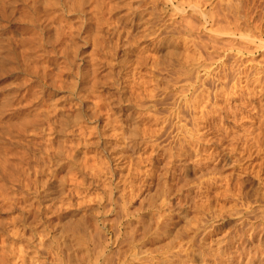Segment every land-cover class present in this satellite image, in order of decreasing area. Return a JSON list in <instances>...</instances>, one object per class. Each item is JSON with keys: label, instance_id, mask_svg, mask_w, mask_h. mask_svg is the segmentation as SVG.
I'll return each mask as SVG.
<instances>
[{"label": "rangeland", "instance_id": "1", "mask_svg": "<svg viewBox=\"0 0 264 264\" xmlns=\"http://www.w3.org/2000/svg\"><path fill=\"white\" fill-rule=\"evenodd\" d=\"M35 1L0 0V135H2L0 136V151L5 149L2 155H7L6 159L8 157L10 161V164H6L7 171L2 170L3 173H0V261L2 263L7 261L6 264H18L20 258L26 259L28 256L31 262L33 254V259L37 254L36 259L46 261V264H56L54 256L48 255V253L53 254V239L56 238L60 245L61 259L64 264H92L90 253H87L83 247L85 246V238L82 228H84L85 221L89 218L92 209L97 207L98 197H102L104 192L109 191V179H111L113 184L118 183L112 197L120 209L117 208V211L112 215L114 230L117 229L116 226L118 225L113 222L120 221L124 217V213L127 217L126 228L123 229L125 232H122L120 237L121 247H125L127 252L122 256L115 244L110 245L108 250H105L107 254L111 255L112 264H117L119 257L121 260L123 259L124 264H159L157 262L160 261V263L167 264L168 261L177 259L178 256L180 258L178 260H183L189 264H215V261L221 258L220 256L223 258H221L223 264H237L238 262H240L239 264H264V47L258 45L259 39L262 40V44L264 43V0H198L200 3L198 8L202 13L203 11L212 14H216L217 11L226 12L230 8L229 4L233 5L236 15L240 17V26L245 29L249 28L246 33L252 32L253 28H256L253 31L254 34L250 32L254 36L253 44L241 38L240 40L236 35H229V30L219 31L221 34L218 31L212 33L214 28L211 29L209 24L213 19L210 20L209 18L214 15L209 14L210 17L207 12H204L203 14H207L204 23L203 17H201L203 14L196 15L199 9L192 8L197 3L196 0H109L111 10L105 9L106 12L89 10L87 7L84 8L83 15L63 12V20L65 17L68 21L62 23L61 26L70 20L72 21L70 23H75V26L78 23H83L81 36H83L82 39L85 38L83 40L88 42L78 41L81 44L79 55H83V59L87 60L94 53L93 50L96 57L98 56L106 62H102L104 65L101 64L97 72L95 78L97 81H95L96 86L94 87V83H92L93 85L90 83L91 78L88 79L86 85L83 84L78 87L75 84L76 80L69 75V77L63 76L65 81L60 83V86L56 83V85L52 84L51 74L57 72L56 65L53 63L55 65L53 67L52 64V61L55 60L53 58L57 56L59 62L63 58L60 55L59 46L53 45L52 36L49 35H52V30H46L50 29L51 24L57 26L58 24L54 25V23L58 22L52 21L51 13H54L53 10L55 9L50 10L48 7L42 6L39 8L40 10H36L39 11V14L34 12L32 6ZM40 1L43 2V0H38V2ZM179 1L186 4L181 8L178 6ZM175 5H177L176 8ZM183 8L184 15L180 12ZM191 8L192 10L195 9L194 11L197 10L196 12L192 11L195 13L194 16ZM47 11L49 12L47 13ZM256 11L261 12L257 18ZM50 14L51 19H49ZM189 14L192 18L196 15L195 18L198 20L196 19L195 23L197 25L199 23L197 21L203 23L199 24L198 30L188 34L189 36L185 35L186 40H192L191 43L199 41L201 45H204L203 42L211 45L210 40L208 42L207 40L211 36H215L213 39L210 38L211 42L225 44L226 49L219 50L220 52L218 51L215 56V54H209L210 49L200 47L203 50H198L199 47L197 48L193 43L195 52L190 44V50H185L183 41L180 42L177 38L180 36L177 32L180 29L181 16ZM33 17L35 18L31 21ZM35 20H39L41 25H39V21H36V24ZM259 20L260 22H258ZM174 21L175 23H172ZM85 23L86 25H84ZM31 28L32 30H30ZM257 32H261L259 38ZM43 34H46L45 37ZM180 34L184 35L183 31ZM47 35L51 39H48ZM217 35L225 41H221L222 39ZM37 37H41V41L39 39L41 44L36 39ZM161 38L163 41L157 42ZM232 41L236 44H233ZM94 42L96 47L93 45ZM179 42L180 45L177 47L179 49L174 50ZM100 43L102 45L99 46ZM26 44L27 46H25ZM237 44H239V48L235 46ZM104 45L106 46L104 47ZM24 46L28 49L25 50ZM242 46L244 50L241 49L242 52L237 51ZM175 51L178 53L174 54ZM24 52L27 53L24 54ZM207 53L211 55L210 59L206 56ZM32 57L33 60H31ZM32 62L35 64L34 66ZM217 62H223L227 66L224 73L221 70L219 72L220 75L223 73L222 75L226 77L223 78L221 75V79L219 77L218 80L216 76V81H213V74L211 73L214 71L211 70L217 67ZM187 64H190L193 70L190 71V76H186L191 77L193 75L191 77L192 85H195V76L199 77L198 79L208 81L202 87H206L204 91L201 87L197 89L199 92L201 88L200 91L203 92L202 96L199 95L204 96V99L197 98L200 99V103L204 100V108L201 106L203 102L195 105V108L200 106L197 107L198 112L196 110V113L198 114L196 117L197 119L201 116L204 118L206 113L209 114L204 119L201 117L202 120L201 118L199 121L194 120L195 122L198 121L197 125L200 129V124L202 127L203 124H206L201 129L202 132L198 131L200 129L197 130L200 136L204 137L201 138L202 140L199 139L200 142L196 141L200 137L199 134L197 135V131L195 130L196 134L194 131L191 132V129L194 130L192 123L194 121L190 119L188 111L184 112L186 115L182 114L181 120H177L173 110L170 109L167 112L170 107L168 102L170 103L172 98L164 104L161 103V105L156 102L161 98L159 93L163 91L166 84L167 87L171 85L172 81L182 82L183 77L186 78L184 76L186 69L182 71L181 66ZM31 65L33 67H38V65L50 66L47 69L50 76L36 73L35 76L34 68ZM254 78L258 81L256 82ZM198 83L201 84L199 81ZM220 84L222 88L220 91L222 92H218ZM132 87L134 88L132 89ZM151 87L156 88L153 91L154 94L150 91L152 90ZM187 89L188 92L186 88L183 89V92L186 97H190L191 92H193L192 87ZM148 90L149 93H147ZM136 91L140 92L137 93ZM216 92L218 94L215 96ZM152 94H156L155 98ZM97 99L101 100L98 101ZM140 102L145 103L146 108H143V104L141 105ZM94 106L98 107L93 110ZM149 106L150 109L154 108V112L152 109L149 111ZM201 108L206 110L204 115ZM209 108L212 110L210 111ZM93 112L97 114L95 115ZM170 112L173 113V117L169 114L170 118H168ZM35 113L37 118L44 117L46 114L45 116L51 117V120L42 117L43 121L39 119L40 122H36L38 120L32 122L33 119H36ZM153 114L156 117H153ZM77 115L82 119H78ZM93 115H95L94 118H92ZM145 115L148 118H145ZM150 116L151 118H159V121L150 122ZM161 116H165L163 120H160L162 119ZM32 117L34 118L32 119ZM23 118L28 122L27 124L23 122ZM46 119L48 121L45 122ZM162 121L165 124L162 125ZM168 122L172 124V127ZM185 122L186 126L189 127L183 126ZM166 124H168L167 127H165ZM88 125L90 126L87 128ZM173 125L176 128H173ZM177 125L184 128L181 129L179 126L177 128ZM22 126L25 128L23 127V129ZM146 126L150 132H154L150 138L147 137L150 133L145 135L142 132ZM81 128H84L85 131H91L92 129L89 128H94L95 134L94 130L91 136L84 131L87 136L82 135L84 139L81 138L82 136L79 138ZM188 128H190L189 131ZM140 129L142 130L140 131ZM161 129H163V133H161ZM164 129L167 130V133ZM183 129L186 130V133L194 134V141L198 144L193 143L197 146H194L196 151L200 147L197 152L195 151L196 153L193 145L189 146L192 149L187 147L188 143L185 145L188 135L185 136ZM174 131L175 133H173ZM184 136L185 142L183 141ZM83 140H87L86 143ZM63 142L64 145H62ZM153 142H156L157 147L153 145L152 148ZM87 143L91 144L86 146ZM179 143L184 144L185 149L183 151L180 150L181 145ZM44 148H54L51 151L53 153L58 151L59 154L56 156V153L53 154L50 149L48 154V149L45 150ZM186 149L187 152H184ZM5 152L7 153L4 154ZM13 152L18 156L14 157ZM44 154L48 155V159ZM83 156L85 160H83ZM93 156L95 162H93ZM50 157L52 158L48 161ZM87 160H90L88 164L86 163ZM79 162L86 163L88 166L92 163L95 164L96 167L91 165L95 171H90L93 167L89 166L90 169L87 165L83 167ZM97 163L100 165L97 166ZM101 163L105 167L107 166L106 168L109 169L110 173L102 171L104 166L102 168ZM61 165L63 166L61 167ZM40 166L42 167L40 168ZM68 166L70 167L66 168ZM35 167H38L36 171ZM82 167L88 168L89 172L88 169L84 170ZM98 167L102 169L100 172L102 171L103 175L96 171ZM217 170H219L218 173L213 174ZM104 172H106L105 176ZM108 173L111 174V178H109L110 175H107ZM13 187L16 188L13 189ZM75 187L79 188L78 190L81 191L83 197L70 194L71 189ZM103 204L106 205V203ZM10 205L11 207H9ZM147 208L151 209V214H147L143 220L141 215L144 212L147 213ZM139 218H141V222ZM101 222L102 219L99 223ZM159 226L163 229H159ZM43 234L47 236L45 237ZM158 234L160 235L158 236ZM91 235H94L92 236L93 240L94 237L98 238H95V244L100 240V237L101 240L107 241V238L111 236L105 229H101L97 234L93 232ZM25 246L28 250L24 249ZM18 249L29 253V255L25 254L24 257H20L24 252L20 254ZM13 255H18L19 258ZM17 259V262L14 261ZM175 261L173 260V262Z\"/></svg>", "mask_w": 264, "mask_h": 264}, {"label": "bare ground", "instance_id": "2", "mask_svg": "<svg viewBox=\"0 0 264 264\" xmlns=\"http://www.w3.org/2000/svg\"><path fill=\"white\" fill-rule=\"evenodd\" d=\"M29 1V0H28ZM37 1V2H36ZM35 2H33V6H32V9H33V11L34 12H37L36 10H40L39 8L40 7H44V6H46V8L48 7L50 10H52V9H55V10H53V12L54 13H51L52 14V21L54 22V21H57L58 23H54V25H56V24H58L57 26H52V24H51V27H50V29L49 30H46V31H51V32H53L52 33V35L51 34H49L50 36H52L51 38H52V42H53V45L55 44V45H57V46H59V49H60V55H61V57L63 58V60L61 61V62H59L58 61V59H57V56H56V58L54 57L53 59H55V60H53L52 61V64H53V67L55 66V69H56V71L57 72H55V73H53V74H51V78L53 79V81H52V84L54 85L55 83L58 85L59 84V86H60V83H64V78H63V76H71V77H73V79H75L76 81H75V84L76 85H78V87L80 86V85H86L87 83H88V79L89 78H91V85H93L92 83H94V85H93V87L94 86H96L95 84H96V82L95 81H97V79H95L96 78V75H97V72H98V70H99V68H100V66H101V64L102 65H104V63H106L105 61H103L102 60V58H98V56L96 57V55H95V51H93L92 50V52H94V53H92L89 57H88V59L86 60V59H83L84 58V56L82 55H79V52H80V48H81V44H79V40H83V39H85V38H83L82 39V37L83 36H81V31H82V24H79L78 22V24L75 26V23L73 24V23H70V22H72L71 20H70V22H68L67 24H64V25H62L61 26V24L62 23H65V22H67L68 20H66L65 19V17H64V20H63V18H62V15H63V12L65 13V11H67V12H69V13H75V14H81V15H83V13H84V8L85 7H87V9L89 8V10H96V11H103V12H106L105 11V9L108 11V10H111V6H110V1L109 0H43V2H38V0H36ZM169 1V0H168ZM171 1V0H170ZM187 1H189V0H187ZM17 2V1H16ZM180 2V1H179ZM178 2V6H184L185 4L184 3H182V2H180L179 3ZM196 4H194L193 6H192V8H195V9H197L198 8V5L200 4V3H198V0H196ZM264 2V1H263ZM20 3V2H19ZM25 3V2H24ZM188 3V2H187ZM7 4V3H6ZM13 4V3H12ZM15 4H17V3H15ZM229 4V3H228ZM25 5V4H24ZM190 5V4H189ZM205 6V5H204ZM177 7V5H175V8ZM229 7L230 8H228V10L226 11V12H219V11H215L216 12V14H212V13H208L207 11H203V13L204 12H207L208 13V15L210 14H212V15H214L212 18H209L210 20H212L211 22H210V24L209 25H211L210 26V28L212 29V28H214L213 30H214V32H213V30H212V33H215V32H219V31H227V30H229V35L230 34H232L233 36L234 35H236V36H238L239 37V39L241 38V39H243V40H245V41H250V42H248V43H251L252 42V44L254 43L253 41H252V39H253V35L252 34H250V32H248V33H246V31H248L249 30V28L248 29H245V28H242L241 26H240V24L241 23H239L240 21V17H238L237 15H236V11H235V8H233V5H230L229 4ZM235 7V6H234ZM25 8H26V6H25ZM182 8V7H181ZM192 8H191V12L192 11H194V10H192ZM201 8V7H200ZM178 9V8H177ZM180 9V8H179ZM199 9V8H198ZM29 10V9H28ZM31 10V9H30ZM142 10V9H141ZM153 10V9H152ZM86 11V10H85ZM197 11V10H196ZM196 11H194V12H196ZM209 11V10H208ZM254 11V10H253ZM49 11H47V13H48ZM102 12V13H103ZM175 12V11H174ZM180 12H182L183 13V15H184V8L183 9H181V11ZM209 12H211V11H209ZM215 12H213V13H215ZM258 11H256V13H255V15H256V18H257V16L259 15V12L257 13ZM3 13V12H2ZM31 13H32V11H31ZM38 14H39V11L37 12ZM41 13V12H40ZM193 13V12H192ZM197 14L196 15H198V14H200V13H202L201 12V10L199 9V11L198 12H196ZM202 13V14H203ZM261 13V12H260ZM45 14V13H44ZM51 14L49 15V19H51L50 17H51ZM194 14L195 13H193V16H194ZM206 14V13H205ZM205 14H203V15H201V17H203V21H204V18H206V16H207V14L205 15ZM177 15V14H176ZM196 15H195V17H196ZM209 15V16H210ZM254 15V14H253ZM7 16V15H6ZM32 16H34V15H32ZM67 16V15H66ZM79 16V15H78ZM161 16V15H160ZM181 16V15H180ZM192 16V15H191ZM199 16V15H198ZM208 16V17H209ZM9 17V16H8ZM39 17V16H38ZM95 17V16H94ZM192 18V17H190V14L189 15H185V16H181V20H180V29H179V31L177 32L180 36H177V38H179V40H180V42H181V40L183 41L182 42V44H184V48H185V50H190V48H191V46H192V44L194 45V46H197V48L199 47H202L203 49L204 48H207V49H210L209 51V54H215V56H216V54L218 53V51L219 50H221V49H226V45L225 44H218V43H216V42H214V41H212L211 42V39H213V37H215V36H211L208 40H207V42L210 40V43H211V45H208L207 43H205V42H203V44L204 45H201L200 43H199V41L198 42H195V41H193V43H191V41L192 40H186V38L184 37L185 35H187V36H189L190 34H192L194 31H196V30H198L199 28L198 27H200L199 26V24H201V23H203V22H200V21H197V22H199L198 23V25H197V23H195V20L197 19V18ZM207 17V18H208ZM211 17V16H210ZM249 17V16H248ZM251 17H252V15H251ZM259 17V16H258ZM3 18H4V16H3ZM34 18L35 17H33V18H31V21H33L34 20ZM87 18V17H86ZM254 18V20H255V17H253ZM252 18V19H253ZM5 19H6V17H5ZM69 19V18H68ZM81 19V18H80ZM79 19V20H80ZM89 19V18H88ZM192 19H194V20H192ZM77 20H78V18H77ZM198 20V19H197ZM1 21V20H0ZM29 21V20H28ZM36 21H39V20H35V22ZM41 21H43L42 19H41ZM90 21V20H89ZM100 21V20H99ZM173 21V20H172ZM176 22H177V20H175ZM175 21L174 22H172V23H175ZM246 21V20H245ZM244 21V22H245ZM34 22V23H35ZM81 22H82V20H81ZM80 22V23H81ZM207 22H209V21H207ZM254 22V21H253ZM252 22V23H253ZM258 22H260V20L258 21ZM19 23V22H18ZM39 23V25H41L40 24V21L38 22ZM49 23V22H48ZM88 23V22H87ZM204 23H205V21H204ZM4 24V23H3ZM36 24H37V22H36ZM177 24V23H176ZM246 24H248V23H246ZM245 24V25H246ZM43 25V24H42ZM49 25V24H48ZM84 25H86V23L84 24ZM203 25V24H202ZM260 25H261V23H260ZM6 26V25H5ZM88 26V25H87ZM102 26V25H101ZM108 26V25H107ZM167 26V25H166ZM165 26V27H166ZM170 26H172V25H170ZM246 26H248V25H246ZM34 27V26H33ZM42 27H46V26H42ZM165 27H164V30H165ZM204 27V26H203ZM254 27H256V26H254ZM3 28V27H2ZM209 28V29H210ZM258 28V27H257ZM37 29H39L38 27H37ZM254 29H256V28H253V31H254ZM30 30H32V28L30 29ZM30 30H29V32H30ZM33 30H34V28H33ZM41 30V29H40ZM84 30H85V28H84ZM88 30V29H87ZM87 30H86V32H87ZM111 30V29H110ZM118 31V30H117ZM183 31V33H184V35H182V34H180V32H182ZM253 31L251 32V33H253ZM85 32V31H84ZM14 33V32H13ZM44 33V32H43ZM45 33H47V32H45ZM88 33V32H87ZM226 33V32H225ZM228 33H226V34H228ZM260 33L261 32H257V37L258 36H260ZM160 34H161V32H160ZM189 34V35H188ZM219 34H221V32H219ZM254 34V33H253ZM44 35V34H43ZM46 35V34H45ZM45 35H44V37H45ZM49 35H47L48 36V39H51V38H49L50 36ZM83 35V34H82ZM164 35V34H163ZM228 35V36H229ZM41 36V35H40ZM84 36H86L85 34H84ZM119 36V35H118ZM161 36H162V34H161ZM183 36V37H182ZM219 35H217V37H218ZM235 36V37H236ZM21 37V36H20ZM172 37V36H171ZM231 37V36H230ZM176 38V37H175ZM219 38H220V36H219ZM259 38V37H258ZM263 38V37H262ZM24 39H26L25 37H24ZM23 39V40H24ZM36 39H38V42H40L41 41V37L39 38V37H37ZM39 39H40V41H39ZM88 39H89V37H88ZM191 39V38H190ZM214 39H217V38H214ZM220 39H222L221 41H223L224 39L221 37ZM240 39V40H241ZM256 39V38H255ZM44 40H46L45 38H44ZM44 40H42V41H44ZM154 40V39H153ZM166 40V39H165ZM219 40V39H218ZM230 40V39H229ZM228 40V41H229ZM234 40V39H233ZM239 40V41H240ZM257 40V39H256ZM27 41V40H26ZM35 41H37V40H35ZM47 41V40H46ZM51 41V40H50ZM49 41V42H50ZM85 43L86 42H88L87 40H83ZM163 41V38H161L159 41H157V42H162ZM185 41H187V42H185ZM220 41V40H219ZM225 41V40H224ZM231 41V40H230ZM234 41H236V40H234ZM234 41H232L233 42V44H236ZM259 41L261 42H259V46L260 47H264V43L262 44V40H260L259 39ZM45 42V41H44ZM43 42V43H44ZM48 42V41H47ZM47 42H45V43H47ZM93 42V41H92ZM180 42L179 43H177V46L176 47H174V50H177V49H179V48H177L179 45H180ZM232 42H231V44H232ZM241 42V41H240ZM1 43H3V42H1ZM209 43V44H210ZM7 44V43H6ZM40 44H41V42H40ZM112 44V43H111ZM189 44L191 45L190 47H189ZM200 44V45H199ZM240 44V43H239ZM239 44H237V45H235L237 48H239L238 47V45ZM242 44V43H241ZM24 45V44H23ZM50 45V44H49ZM61 45V46H60ZM94 47H96L97 45H96V43L94 42ZM100 45H102L101 43L99 44V46ZM120 45V44H119ZM210 46V47H207V46ZM250 45V44H249ZM249 45H247L248 47H249ZM8 46V45H7ZM22 46V45H21ZM25 46H27V44L25 45ZM24 46V47H25ZM39 46V45H38ZM98 46V47H99ZM106 45H104V47H105ZM194 46H192L193 48H194ZM234 46V45H233ZM6 47V46H5ZM14 47V46H13ZM26 48V47H25ZM24 48V49H25ZM40 48V47H39ZM121 48V47H120ZM198 48V50H201L202 48H200L199 49ZM233 48V47H232ZM231 48V49H232ZM235 48V47H234ZM244 47L242 46V47H240V50H237V51H240V52H242L241 51V49H243ZM250 48V47H249ZM5 49V48H4ZM28 48H26L25 50H27ZM202 49V50H203ZM236 49V48H235ZM24 50V51H25ZM136 50V49H135ZM197 50V52L199 53V51ZM201 50V51H202ZM206 50V49H205ZM244 50V49H243ZM5 51H7L6 49H5ZM98 51V50H97ZM100 51V50H99ZM171 51V50H170ZM194 52L196 51L195 50V48H194V50H193ZM201 51H200V55H201ZM222 51V50H221ZM224 51H226V50H224ZM248 51V50H247ZM55 52V51H54ZM101 52V51H100ZM176 52L177 51H175V53L174 54H176ZM220 52V51H219ZM1 53V52H0ZM27 53V52H26ZM25 52H24V54H26ZM178 53V52H177ZM180 53V52H179ZM58 54V53H57ZM190 54V53H189ZM208 54V53H207ZM206 55V56H208V58L210 59L211 58V55ZM1 55V54H0ZM13 55V54H12ZM23 55V54H22ZM21 55V56H22ZM48 55H50V54H48ZM171 55V54H170ZM182 55V54H181ZM205 55V54H204ZM28 56H30V55H28ZM187 56V55H186ZM196 56V55H195ZM214 56V57H215ZM227 56V55H226ZM26 57V56H25ZM34 57V56H33ZM32 57V59L31 60H33L34 58ZM52 57V56H51ZM81 59H80V58ZM146 57V56H145ZM201 57V56H200ZM14 58V57H13ZM49 58H50V56H49ZM78 58H79V60H81V61H79L78 60ZM144 58V57H143ZM207 58V57H206ZM213 58V57H212ZM220 58V57H219ZM11 59V58H10ZM24 59V58H23ZM47 59H48V57H47ZM106 59V58H105ZM209 59H207V60H209ZM214 59V58H213ZM28 60V59H27ZM84 60H86V61H84ZM215 60V59H214ZM11 61H13V60H11ZM51 61V60H50ZM107 61V60H106ZM212 61V60H211ZM215 61H218V59L217 60H215ZM234 61V60H233ZM34 62V61H33ZM32 62V64H33V66L35 65L34 63ZM83 62H85L86 64H84ZM102 62H104V63H102ZM206 62V61H205ZM210 62V61H209ZM28 63V62H27ZM51 63V62H50ZM89 63V64H88ZM188 63H189V61H188ZM3 64V63H2ZM11 64V63H10ZM215 64V63H214ZM28 65V64H27ZM189 65V66H188ZM25 66H26V64H25ZM32 65H31V67L32 68H34V69H36V70H34L33 69V72H34V74L36 73V74H40V75H43V76H50L48 73H47V69L48 68H50V66H51V64H50V66H48V65H38V67L37 66H35V67H33ZM30 67V66H29ZM192 66H190V64H187L186 66H181V70L182 71H184L185 69V71H184V76L186 77V76H190V74H191V72L193 71L192 70V68H191ZM225 67H227L226 65H224V63L223 62H217V67L215 68V69H213V70H211V71H214V72H212L211 74H213L212 75V79H213V81H216V79H215V77L219 80V77L225 72ZM9 68V67H8ZM19 68V67H18ZM23 68V67H22ZM27 68H28V66H27ZM31 68V69H32ZM102 68V67H101ZM14 69V68H13ZM12 69V70H13ZM29 69V68H28ZM161 69H163V68H161ZM219 69V70H218ZM4 70V69H3ZM16 70V69H15ZM192 70V71H191ZM216 70H218V71H216ZM220 70L223 72L221 75L219 74V72H220ZM29 71H31L32 72V70H30L29 69ZM156 71V70H155ZM161 71V70H160ZM191 71V72H190ZM230 71V70H229ZM179 72V71H178ZM177 72V73H178ZM194 73V72H193ZM196 73V72H195ZM33 74V75H34ZM36 74H35V76H36ZM150 74V73H149ZM151 74H152V72H151ZM150 74V75H151ZM218 74H219V76H218ZM32 75V76H33ZM178 75V74H177ZM181 75V74H180ZM226 75V74H225ZM228 75V74H227ZM68 76V77H69ZM193 75H191V77H192ZM223 76V78H225L224 77V75H222ZM221 76V77H222ZM38 77V76H37ZM37 77H36V79H37ZM153 77V76H152ZM191 77H186V78H184L183 77V79L184 80H182V82H179V81H172V83H171V85L170 86H167L166 87V85H165V88L163 87V91H161V93H159L160 94V96L159 97H161L158 101H156V102H159L160 104L159 105H161V103H165V102H167V101H169V99L170 98H172L171 99V102L169 103L168 102V104L170 105V107L168 106V104H167V106L169 107V109H168V111L165 109V111H167V112H169V110L171 109V110H173V112H174V117L175 118H177V120H181L182 119V114H185L184 112L185 111H188V113L190 114V119H192L193 121L196 119V120H200V118L202 117H200L199 119H197V115L196 114H198V113H196V110H197V107H200V106H197L196 108H195V105L197 104H202V102L204 101H202L201 103H200V99H198L197 97H199V98H202V99H204V96L203 97H201L202 95L201 94H203V92L202 91H200V89L202 88V87H204L203 85H205L206 84V82H208V81H205V79H203V80H201V79H198L199 77H197V76H195V79H194V84L195 85H192V79H191ZM211 77V76H210ZM221 77H220V79H221ZM26 78V77H25ZM150 78V77H149ZM158 78V77H157ZM170 78V77H169ZM176 78H178V77H176ZM175 78V79H176ZM180 78V77H179ZM222 78V79H223ZM234 78V77H233ZM93 79H94V82H92L93 81ZM215 79V80H214ZM258 79H259V77H258ZM258 79L256 80V78H254V80L257 82L258 81ZM147 80V79H146ZM151 80H153V79H151ZM169 80H171V79H169ZM173 80H174V78H173ZM181 80V79H180ZM208 80V79H207ZM217 80V81H218ZM251 80V79H250ZM40 81V80H39ZM198 81L199 82H201V84H199L198 83ZM205 81V82H204ZM28 83V82H27ZM118 83V82H117ZM130 83H131V81H130ZM149 83V82H148ZM151 83V82H150ZM152 83H154V82H152ZM156 83V82H155ZM161 83V82H160ZM30 84V83H29ZM36 84H39V83H36ZM55 84V85H56ZM196 84H199L198 86H196ZM222 84V86H223V83H221ZM221 84H220V87H219V89H218V92H222V91H220V90H222V88H221ZM90 85V86H91ZM149 85V84H148ZM257 85H258V83H257ZM69 86V85H68ZM135 86V85H134ZM140 86V85H139ZM172 86V87H171ZM171 87V88H170ZM189 87V89H190V87H192V91L193 92H191V96H192V98L193 99H195L196 98V100H193L192 98L190 99V97L188 96V97H186L185 95L186 94H184V90L183 89H185L186 88V90H187V92H188V88ZM199 87H201L200 89H199V92L197 91V89L199 88ZM224 87V86H223ZM82 88H84V87H82ZM134 87H132V89H133ZM139 88V87H138ZM150 88V87H149ZM152 88V87H151ZM206 88V87H205ZM205 88H202L203 89V91L205 90ZM31 89V88H30ZM140 89V88H139ZM142 89H144V88H142ZM135 90V89H134ZM144 90H146V89H144ZM156 90V88H152V90H150L152 93H153V91H155ZM160 90V89H159ZM263 90H264V88H263ZM33 91H35V90H33ZM149 90H148V92L147 93H149L150 92ZM206 91H207V89H206ZM205 91V92H206ZM137 92V91H136ZM140 92V91H139ZM139 92H137V93H139ZM142 92V91H141ZM144 92V91H143ZM160 92V91H159ZM182 92V93H181ZM189 93H190V90H189ZM188 93V94H189ZM207 93V92H206ZM154 94V93H153ZM152 94V95H153ZM182 94V95H181ZM201 96H200V95ZM215 94V93H214ZM218 93L216 92V94H215V96L217 95ZM31 95H33V94H31ZM207 95V94H206ZM37 96V95H36ZM79 96V95H78ZM139 96H141V95H139ZM155 96H156V94L155 95H153V98H155ZM158 96V95H157ZM209 96V95H208ZM39 97V96H38ZM98 96L96 95V98H97ZM142 97V96H141ZM147 97V96H146ZM195 97V98H194ZM33 98V97H32ZM84 98V97H83ZM82 98V99H83ZM139 98V97H138ZM208 98V97H207ZM146 99V98H145ZM98 100V99H97ZM101 99H99L98 101H100ZM151 100V99H150ZM82 101V100H81ZM86 101V100H85ZM104 101V100H103ZM43 102V101H42ZM45 102V101H44ZM102 102V101H101ZM100 102V103H101ZM151 103H152V101H150ZM149 102V103H150ZM137 103V102H136ZM139 104V103H138ZM140 104L142 105V107L144 108L145 107V103H141L140 102ZM158 104V103H157ZM40 105V104H39ZM95 105V104H94ZM156 105V104H155ZM166 105V104H165ZM164 105V106H165ZM203 105H204V102H203V104L201 105L202 107H203ZM38 106V105H37ZM75 106V105H74ZM90 106V105H89ZM99 106H101V105H99ZM154 106V105H153ZM157 106V105H156ZM5 107V106H4ZM77 107V106H76ZM95 107V106H94ZM94 107H92V108H94ZM96 107H98V106H96ZM96 107L93 109V110H95L96 109ZM139 107V106H138ZM207 107H208V105H207ZM205 108L206 110L208 109V108ZM39 108V107H38ZM41 108V107H40ZM142 108V109H143ZM146 108V107H145ZM154 108H155V106H154ZM153 108V109H154ZM161 108V107H160ZM204 108V107H203ZM203 108H201V109H203ZM5 109V108H4ZM13 109V108H12ZM148 109H149V111L152 109H150V106L148 107ZM152 109V111L154 112V110ZM210 109V108H209ZM66 110V109H65ZM84 110V109H83ZM101 110V109H100ZM110 110V109H109ZM146 110V109H145ZM206 110L204 111V109H203V115L205 114V112H206ZM212 109H210V111H211ZM2 111V110H1ZM39 111V110H38ZM111 111V110H110ZM6 112H7V110H6ZM40 112V111H39ZM38 112V113H39ZM43 112V111H42ZM50 112V111H49ZM48 112V113H49ZM172 112V111H171ZM171 112L170 113H168V118H170L169 116V114H171ZM197 112H198V110H197ZM200 112V111H199ZM216 112V111H215ZM1 113V112H0ZM41 113V112H40ZM39 113V114H40ZM47 113V112H46ZM105 113V112H104ZM103 113V114H104ZM108 112H106V114H107ZM201 113H202V111H201ZM208 113H210V114H212L211 112H208ZM23 114V113H22ZM71 114V113H70ZM93 114H95L94 112H93ZM97 114V113H96ZM95 114V115H96ZM102 114V115H103ZM105 114V115H106ZM173 114V113H172ZM172 114H171V116H172ZM25 115H26V113H25ZM46 114H44V117L42 116V115H40V116H42L43 118H49L48 116H45ZM48 115V114H47ZM69 115V114H68ZM95 115H93V117L92 118H94L95 117ZM98 115H99V113H98ZM108 115V114H107ZM154 115V114H153ZM152 115V116H153ZM161 115V114H160ZM167 115V114H166ZM186 115V114H185ZM206 115H207V113H206ZM206 115H205V117H206ZM32 116V115H31ZM36 116V117H35ZM35 118L36 119H33L34 117H32V122L35 120H38V121H36V122H40L39 121V119L40 120H42L43 118L42 117H40V118H37L38 116H37V114L35 113ZM78 116V115H77ZM76 116V117H77ZM86 116V115H85ZM100 116V115H99ZM196 118H195V117ZM207 116H209V114L207 115ZM19 117V116H18ZM22 117V116H21ZM87 117V116H86ZM153 117H156L155 115L153 116ZM151 118V116H150V118L152 119H150L149 118V120H150V122H152L153 120H158L159 121V118ZM162 117V116H161ZM163 117H165V116H163ZM163 117H162V119H160V120H163ZM173 117V116H172ZM171 117V118H172ZM204 117V118H205ZM42 118V119H41ZM51 118V117H50ZM49 118V119H50ZM81 117H79L78 116V119H80ZM139 118V117H138ZM137 118V119H138ZM143 118H144V116H143ZM145 118H148V117H146V115H145ZM186 118V117H185ZM203 118V117H202ZM202 118H201V120H202ZM203 118V119H204ZM208 118V117H207ZM72 119V118H71ZM82 119V118H81ZM142 119V118H141ZM165 119V118H164ZM174 119V118H173ZM172 119V120H173ZM189 119V120H190ZM20 120H22V119H20ZM51 120V119H50ZM88 120V119H87ZM86 120V121H87ZM139 120V119H138ZM145 120H147V119H145ZM144 120V121H145ZM191 120V121H192ZM207 120V119H206ZM15 121V120H14ZM30 121H31V119H30ZM43 121V120H42ZM46 121H48L47 119L45 120V122ZM59 121V120H58ZM78 121V120H77ZM77 121H75V122H77ZM85 121V120H84ZM140 121V120H139ZM143 121V122H144ZM197 121V122H198ZM204 121V120H203ZM208 121V120H207ZM23 122H25V124H27L28 122L23 118ZM49 122H51V121H49ZM54 122V121H53ZM155 122V121H154ZM166 122V121H165ZM179 122V121H178ZM197 122H192L194 125V127H193V129L194 130H192L191 129V132L192 131H194V133L196 134V132H195V130L197 131L198 129H200L199 127H198V123ZM201 122V121H200ZM206 122V121H205ZM55 123V122H54ZM140 123H141V121H140ZM139 123V124H140ZM145 123V122H144ZM159 123H161V122H159ZM173 123H174V120H173ZM176 123V122H175ZM196 123V124H195ZM203 123V122H202ZM50 124V123H49ZM143 124V123H142ZM162 125L163 124H165V123H163V121H162V123H161ZM168 124H171L170 122H168ZM168 124H166V126L165 127H167V125ZM200 124V123H199ZM208 124V123H207ZM59 125V124H58ZM74 125V124H73ZM72 125V126H73ZM83 125V124H82ZM176 125V124H175ZM187 124H186V122H185V125H183L185 128L186 127H189V126H186ZM192 125V124H191ZM204 126L206 125V124H203ZM14 126V125H13ZM30 126V125H29ZM79 126V125H78ZM81 126V125H80ZM90 125H88V126H86L87 128L89 127ZM178 126L179 125H177V128H178ZM180 126H182L181 124H180ZM179 126V127H180ZM198 128H197V127ZM200 127H201V129L202 128H204V126L202 127V124H200L199 125ZM25 128V126H22V128ZM52 127V126H51ZM51 127H50V130H51ZM54 127V126H53ZM83 127V126H82ZM91 127H92V125H91ZM94 128H95V126H93ZM170 127H172V124L170 125ZM184 127H180L181 129L182 128H184ZM208 127V126H207ZM23 128V129H24ZM36 128V127H35ZM34 128V129H35ZM48 128H49V126H48ZM58 128V127H57ZM85 128V127H84ZM81 128L80 129V131L81 132H79V134H80V136H79V138L83 135H85V132L88 134V135H90L91 136V133H92V131L94 130V128H89V129H92L91 131H85V129H87V128ZM122 128V127H121ZM151 128V127H150ZM168 128H169V126H168ZM168 128H165V129H168ZM173 128H176L174 125H173ZM197 128V129H196ZM29 129V128H28ZM32 129V128H31ZM82 129H84L83 131H82ZM97 129V128H96ZM157 129V128H156ZM165 129H164V131H165ZM170 129V128H169ZM168 129V130H169ZM189 129L190 128H188L187 130L189 131ZM201 129L200 130H198V131H201ZM20 130H22V129H20ZM60 130V129H59ZM142 129H140V131H141ZM152 130H154L153 128H152ZM163 129H161L160 131H162ZM175 130V129H174ZM177 130V129H176ZM183 130H185V129H183ZM38 131H40V130H38ZM52 131V130H51ZM85 131V132H84ZM155 131V130H154ZM158 131V130H157ZM156 131V132H157ZM167 131V130H166ZM165 131V132H166ZM170 131V130H169ZM198 131H197V135L199 134L198 133ZM1 132V131H0ZM9 132V131H8ZM16 132V131H15ZM14 132V133H15ZM26 132V131H25ZM90 134H89V133ZM96 132H99V131H96ZM142 132H144V134L146 135V134H148V133H150L149 135H147V137L148 138H150V136L151 135H153V131H149L148 130V127L146 126V128L145 129H143L142 130ZM181 132V131H180ZM190 132V133H191ZM202 132V131H201ZM14 133H12L14 136H15V134ZM19 133V132H18ZM30 133V132H29ZM34 133V132H33ZM78 133V132H77ZM161 133H163V131L161 132ZM167 133V132H166ZM173 133H175V131L173 132ZM190 133H186V130H185V136L186 135H188V137L186 138V140H187V142H186V144L185 145H187V143H188V148L190 149H192V147H189V146H192L193 145V143H195V144H197V142H195L194 141V138H193V135L192 134H190ZM1 134V133H0ZM3 134V133H2ZM5 134V133H4ZM87 134L85 135V136H87ZM94 134H95V130H94ZM97 134V133H96ZM100 134V133H99ZM123 134V133H122ZM204 134H206V133H204ZM23 135V134H22ZM28 135V134H27ZM34 135H36V134H34ZM202 135V134H201ZM0 136H2V135H0ZM4 136H6V135H4ZM3 136V137H4ZM24 136V135H23ZM83 136L81 137L82 139H84L83 138ZM154 136L156 137V135L154 134ZM185 136H184V139H183V141L185 142L186 140H185ZM199 136H200V134H199ZM199 136H197V137H199ZM204 136V135H203ZM22 137V136H21ZM27 137V136H26ZM50 137V136H49ZM96 137V136H95ZM67 138V137H66ZM87 138V137H86ZM148 138H146V139H148ZM175 138V137H174ZM173 138V139H174ZM202 137L200 136L198 139L197 138H195V139H197L196 141H199V139H201ZM204 138V137H203ZM202 138V139H203ZM9 139H10V137H9ZM8 139V140H9ZM27 139V138H26ZM48 139V138H47ZM55 139V138H54ZM81 139V140H82ZM96 139H97V137H96ZM145 139V140H146ZM154 139V138H153ZM181 139V140H182ZM201 139V140H202ZM14 140V139H13ZM41 140V139H40ZM79 140V139H78ZM159 140V139H158ZM17 141V140H16ZM29 141V140H28ZM48 141V140H47ZM50 141V140H49ZM53 141V140H52ZM61 141V140H60ZM59 141V142H60ZM68 141V140H67ZM66 141V142H67ZM70 141V140H69ZM84 141V140H83ZM83 141H82V143H83ZM85 141H87V140H85ZM84 141V142H85ZM179 141V140H178ZM183 141H182V143H183ZM1 142V141H0ZM25 142V141H24ZM39 142V141H38ZM45 142V141H44ZM51 142V141H50ZM55 142H57V141H55ZM74 142V141H73ZM152 142V141H151ZM150 142V143H151ZM200 142V141H199ZM17 143V142H16ZM26 143V142H25ZM41 143V142H40ZM39 143V144H40ZM68 143V142H67ZM86 143V142H85ZM149 143V146L151 145ZM155 143L156 142H153L152 143V148H153V145H155ZM176 143V142H175ZM174 143V144H175ZM178 143V142H177ZM57 144V143H56ZM71 144V143H70ZM84 144V143H83ZM91 144V143H90ZM89 143H87L86 144V146H88V145H90ZM158 144V143H157ZM180 144V143H179ZM200 144V143H199ZM0 145H1V143H0ZM25 145V144H24ZM62 145H64V142H63V144ZM62 145L60 144V147H62ZM73 145V144H72ZM159 145H160V143H159ZM176 145V144H175ZM181 145V144H180ZM179 145V146H180ZM184 145V144H183ZM183 145H181L180 146V150L181 151H183V149H185V146H183ZM198 145V144H197ZM37 146H38V144H37ZM44 146H45V144H44ZM49 146H50V144H49ZM68 146V145H67ZM75 146V145H74ZM156 147H157V145H155ZM179 146H176V147H179ZM194 146H196V145H193V147ZM200 146H201V144H200ZM8 147V146H7ZM17 147H18V145H17ZM55 148H56V146H54ZM76 147V146H75ZM75 147H73V148H75ZM197 147V146H196ZM196 147H194L193 149H194V152L196 151ZM15 148V147H14ZM32 148V147H31ZM58 148V147H57ZM66 148V147H65ZM64 148V149H65ZM68 148V147H67ZM77 148V147H76ZM149 148V147H148ZM172 148V147H171ZM170 148V149H171ZM41 149V148H40ZM43 149V148H42ZM45 149V148H44ZM46 149H48V148H46ZM45 149V150H46ZM50 149V151L52 150V149H54V148H49ZM49 149L47 150L48 151V154H49ZM63 149V150H64ZM79 149V148H78ZM154 149H156V148H154ZM173 149V148H172ZM177 149V148H176ZM199 149H200V147H199ZM198 149V150H199ZM5 150V149H4ZM4 150L0 153V169H1V171L2 170H4V172H5V170H6V164L7 163H9L10 164V161H9V159H8V157H7V159H8V161H7V159H6V156L7 155H2L3 154V152H4ZM20 150H22V149H20ZM36 150V149H35ZM34 150V151H35ZM67 150V149H66ZM197 150V151H198ZM18 151H19V149H18ZM27 151V150H26ZM53 151H55V150H53ZM77 151V150H76ZM75 151V152H76ZM83 151H85V150H83ZM155 151V150H154ZM168 151V150H167ZM170 151V150H169ZM179 151V150H178ZM196 151V152H197ZM12 152V151H11ZM23 153H25L24 151H22ZM52 152V151H51ZM50 152V153H51ZM61 152V151H60ZM75 152H74V154H75ZM78 152V151H77ZM184 152H187V149H186V151H184ZM184 152H182V153H184ZM193 152V153H194ZM195 152V153H196ZM7 152H5L4 154H6ZM14 153V152H13ZM19 153V152H18ZM44 153H45V151H44ZM53 153V152H52ZM54 153H56V152H54ZM53 153V154H54ZM66 153H67V151H66ZM66 153H65V155H66ZM84 153V155H85V152H83ZM98 153V152H97ZM177 153V152H176ZM182 153H181V155H182ZM194 153V154H195ZM12 154V153H11ZM57 154H59L58 153V151H57V153L55 154L56 156H57ZM61 154H62V152H61ZM64 154V153H63ZM69 154V153H68ZM78 154V153H77ZM10 155V154H9ZM40 155V154H39ZM44 155H46V154H44ZM44 155H42V156H44ZM52 155V154H51ZM65 155H63V156H65ZM173 155V154H172ZM188 155H189V153H188ZM12 156V155H11ZM15 156H18V155H15V153H14V157ZM33 156V155H32ZM53 157H55L54 155H52ZM59 156V155H58ZM69 156H71V155H69ZM86 156V155H85ZM20 157V156H19ZM25 157V156H24ZM46 157H47V159H48V155H46ZM62 157V156H61ZM84 157V156H83ZM108 157V156H107ZM193 157V156H192ZM40 158V157H39ZM52 157H50L49 158V160L48 161H50V159H51ZM57 158V157H56ZM55 158V159H56ZM90 158V157H89ZM94 158V156L92 157V159ZM11 159V158H10ZM35 159V158H34ZM37 159V158H36ZM35 159V160H36ZM46 159V158H45ZM86 159H87V157H86ZM18 160V159H17ZM21 160V159H20ZM58 160V162H59V159H57ZM73 160V159H72ZM83 160H85V157L83 158ZM82 160V161H83ZM29 161V160H28ZM53 161H54V159H53ZM64 161H66L65 159H64ZM76 161V160H75ZM74 161V162H75ZM225 161V160H224ZM228 161V160H227ZM13 162V161H12ZM40 162V161H39ZM52 162V161H51ZM50 162V163H51ZM55 162V161H54ZM84 162V161H83ZM81 163V162H79V163H81L82 165H83V167L84 166H86L87 164H88V162H90V160L88 161L87 160V164L86 163ZM93 162H95V159H93ZM100 162H102V161H100ZM99 162V163H100ZM34 163V162H33ZM57 163V162H56ZM60 163V162H59ZM99 163H97V166H99L100 164ZM107 163V162H106ZM105 163V164H106ZM197 163H198V161H197ZM229 163V162H228ZM8 164V165H9ZM13 164V163H12ZM11 164V165H12ZM18 164V163H17ZM68 164V163H67ZM66 164V165H67ZM90 164V163H89ZM99 164V165H98ZM19 165V164H18ZM35 165V164H34ZM40 165V164H39ZM42 165V164H41ZM45 165H46V161H45ZM53 165V164H52ZM64 165H65V163H64ZM91 165H93V163L92 164H90L89 166L90 167H96L95 166V164L93 165V166H91ZM107 165V164H106ZM13 166V165H12ZM21 166V165H20ZM59 166V165H58ZM63 165H61V167H62ZM88 166V165H87ZM88 166V168L90 169V167ZM102 166H104V164L103 163H101V167ZM199 166V165H198ZM14 167H15V164H14ZM19 167V166H18ZM25 167V166H24ZM42 166H40V168H41ZM44 167V166H43ZM55 167H57V166H55ZM70 166H68V167H66V168H69ZM82 167V168H83ZM91 168L90 169V171H95V168ZM107 167V166H106ZM105 166H104V169L102 170V169H100V167H98V170H96L98 173L100 172V170H102V171H108L109 172V169L107 170V168H106ZM19 168H21V167H19ZM23 168V167H22ZM49 168V167H48ZM64 168V167H63ZM88 168H86L85 167V169L87 170ZM103 168V167H102ZM36 169H38V167H35V171H36ZM44 169V168H43ZM47 169V168H46ZM45 169V170H46ZM50 169V168H49ZM48 169V170H49ZM61 169V168H60ZM84 169V168H83ZM84 169V170H85ZM89 169H88V172H89ZM106 169V170H105ZM40 170V169H39ZM39 170H37V171H39ZM58 170V169H57ZM72 170V169H71ZM74 170V169H73ZM81 170V169H80ZM216 170V169H215ZM0 171V173H3V171L1 172ZM7 171V170H6ZM17 171V170H16ZM16 171H14V172H16ZM100 172V174H102L103 172ZM212 171H214V170H212ZM211 171V172H212ZM218 171L219 170H217V171H215V172H213V174L214 173H218ZM9 172V171H8ZM7 172V173H8ZM12 172H13V170H12ZM21 172V171H20ZM44 172V171H43ZM70 172V171H69ZM71 172H73V171H71ZM112 172V171H111ZM19 173V172H18ZM76 173V172H75ZM74 173V174H75ZM80 173V172H79ZM105 173L106 172H104V176H105ZM110 173V172H109ZM107 174V175H110V177L109 178H111L112 176H111V174ZM6 174V173H5ZM3 175V174H2ZM15 175V174H14ZM103 175V174H102ZM101 175V176H102ZM28 176V175H27ZM98 176V175H97ZM1 177H3V176H1ZM9 177V176H8ZM99 177V176H98ZM5 178V177H4ZM25 178H26V176H25ZM37 178V177H36ZM9 179V178H8ZM13 179H14V177H13ZM12 179V180H13ZM17 179V178H16ZM28 179V178H27ZM1 180V179H0ZM17 180H19V179H17ZM34 180V179H33ZM215 180V179H214ZM14 181V180H13ZM36 181V180H35ZM26 182V181H25ZM24 182V183H25ZM35 183V182H34ZM46 183V182H45ZM2 184V183H1ZM77 184V183H76ZM75 184V185H76ZM109 184H110V186H109V191L108 192H104L103 194V196L102 197H98V205H97V207L96 208H93L92 209V212L89 214V218L85 221V226H84V228H82V232H83V237L85 238L84 239V245L85 246H83L84 248H85V250H86V252L87 253H90V255H91V257H92V264H112L111 263V255H109V254H107L106 253V251L105 250H108V248H109V246L110 245H112V244H115L116 245V247H118V250H119V252H120V254L123 256V255H125V252H127L126 251V249H125V247H121V244H120V241H121V236H122V232H125V231H123V229H125L126 228V224H127V222L125 223V221H127V217H126V214L124 213V217L123 218H121V220L120 221H116V222H113V223H115L116 225H118V226H116L117 227V229L116 230H114V224H112V221H113V217H112V215L115 213V211H117V208L119 207L118 205H116V202H115V199L113 200V197H112V194L114 193V189L116 190L117 189V187H118V183H115V184H113L112 183V180L111 179H109ZM112 184H113V186H112ZM1 186V185H0ZM26 186H27V183H26ZM112 186V187H111ZM3 187V186H2ZM6 187V186H5ZM10 187V186H9ZM29 187V186H28ZM79 187V186H78ZM78 187H75V188H73V189H71V192H70V194H73V195H78V196H80L82 193H81V191H79L78 189ZM4 188V187H3ZM14 188H16V187H13V189ZM50 188V187H49ZM1 189V188H0ZM25 189V188H24ZM35 189V188H34ZM47 189V188H46ZM7 190V189H6ZM28 190V189H27ZM5 191V190H4ZM22 191V190H21ZM33 191V190H32ZM53 191V190H52ZM52 191H50V192H52ZM12 192V191H11ZM47 192V191H46ZM43 194V193H42ZM3 196V195H2ZM76 196H74V197H76ZM77 196V197H78ZM38 197V196H37ZM40 197H42V196H40ZM81 197H83L82 195H81ZM73 198V197H72ZM122 200L124 199V197L123 198H121ZM41 200H43V199H41ZM121 200V201H122ZM12 201V200H11ZM116 201L118 202V199H116ZM103 203H106V205H104ZM125 203H126V201H125ZM29 205V204H28ZM127 205V204H126ZM9 207H11V205L9 206ZM116 207V208H115ZM3 208V207H2ZM5 208V207H4ZM23 208V207H22ZM10 209V208H9ZM26 209H27V207H26ZM119 209V208H118ZM45 210V209H44ZM120 210V209H119ZM124 212V211H123ZM26 214H27V212H26ZM147 214H151V209L150 208H147V213H143L142 215H141V218L144 220V218H146V216H147ZM37 215V214H36ZM119 216H120V214H118ZM28 216V215H27ZM33 216H35V215H33ZM100 216H101V218H100ZM123 216V215H122ZM141 218H139V221L141 222ZM102 219V222L101 223H99V221ZM72 223V222H71ZM100 225H102L101 227H100ZM162 226V225H161ZM161 226H159L158 228L160 229L161 228V230L163 229V227H161ZM165 226H167V225H165ZM164 226V228H166ZM101 229H105L106 230V232L109 234V235H111L110 237H108L107 238V241L105 240H101V237L99 238L100 240L95 244V238H97V237H94V240H93V238H92V236H94V235H91V233H93V232H95L96 234L97 233H99V231H101ZM57 230V229H56ZM56 232V231H55ZM157 232H158V230L156 231V235H157ZM163 233H165L164 231H162ZM13 233V232H12ZM163 233H160L161 235L163 234ZM126 234V233H125ZM160 234H158V236L160 235ZM248 234V233H247ZM44 235V234H43ZM155 235V236H156ZM45 236V235H44ZM47 236V235H46ZM45 236V237H46ZM95 236H97V235H95ZM207 236V235H206ZM240 236V235H239ZM40 237V236H39ZM42 237V236H41ZM40 237V238H41ZM43 238V237H42ZM29 239V238H28ZM45 239V238H44ZM43 239V240H44ZM75 240H76V238H74ZM98 239V238H97ZM255 239V238H254ZM21 240V239H20ZM54 240V250H52V252H53V254H49L48 253V255H50V256H54V261H55V263L56 264H64L63 263V261H62V259H61V250H60V245L57 243V241H56V238H54L53 239ZM52 240V241H53ZM79 240V239H78ZM112 240V243H110V241ZM80 241V240H79ZM263 241V240H262ZM81 242V241H80ZM232 242V241H231ZM94 245H93V244ZM40 244V243H39ZM41 244H43V243H41ZM80 244V243H79ZM28 245V244H27ZM81 245V244H80ZM82 245H83V243H82ZM19 246V245H18ZM30 246V245H29ZM41 246V245H40ZM76 246H78V245H76ZM120 246V247H119ZM82 247V246H81ZM4 248V247H3ZM244 248V247H243ZM2 249V248H1ZM22 249V248H21ZM21 249L19 250L18 249V251H19V253L21 254V253H23L24 251L22 250L21 251ZM24 249H26V250H28L27 248H26V246L24 247ZM30 249V248H29ZM34 249V248H33ZM83 249V248H82ZM31 250V249H30ZM84 250V249H83ZM84 250V251H85ZM130 250V249H129ZM17 251V250H16ZM17 251V252H18ZM21 251V252H20ZM34 253H35V251H33ZM218 252V251H217ZM220 252H222V251H220ZM6 253V252H5ZM19 253H18V255H19ZM51 253V252H50ZM15 254V253H14ZM25 254H28L29 255V253H26V252H24V254H21V256L20 257H24V255ZM85 254V253H84ZM216 254V253H215ZM7 255V254H6ZM18 255H16V256H18ZM37 255V254H36ZM35 255V260L33 259V257H34V254H33V257L31 258L32 260H31V262H30V258L28 259V256H26L27 258L26 259H28V261L30 262L29 264H46L47 262L46 261H40L39 259H36V256ZM218 255H219V252H218ZM217 255V256H218ZM221 255H222V253H221ZM1 256H2V254H1ZM13 256H15V255H13ZM15 256V257H16ZM19 256L17 257V258H19ZM175 256V255H174ZM220 256V255H219ZM218 256V257H219ZM238 256V255H237ZM241 256V255H240ZM4 257V256H3ZM10 257V256H9ZM8 257V258H9ZM31 257V256H30ZM39 257V256H38ZM177 257V256H176ZM175 257V258H176ZM221 258H222V256H220ZM5 258V257H4ZM4 258H1V259H4ZM178 258H179V256L177 257V259H173L174 261L175 260H177V261H175V262H173V260L171 259V258H169V259H171L172 261H168V262H172L171 264H189V263H187V262H185V261H183V260H178ZM209 258V257H208ZM218 259V260H216L215 261V264H223V258L222 259ZM21 259V258H20ZM19 259V261H20V263L21 264H28L27 262H25L26 261V259L25 258H22V259H25V260H23V261H21ZM180 259V258H179ZM237 259V258H236ZM45 260V259H44ZM48 260V259H47ZM123 260V259H122ZM121 260V258L119 257L118 258V262H117V264H124V262ZM10 261H13V260H10ZM14 261H18V259L17 260H14ZM13 261V262H14ZM218 261V263H216ZM237 261H238V259H237ZM1 262V261H0ZM7 262V261H6ZM6 262L4 263V264H6ZM161 262V261H160ZM160 262H157V263H159V264H163L164 262H162V263H160ZM167 262V261H166ZM168 262H167V264H168ZM2 262H1V264H3ZM20 263H18V264H20ZM169 263V264H170ZM214 263V262H213ZM240 262H238L237 264H239ZM243 263V262H242ZM10 264V263H9ZM16 264V263H15ZM155 264V263H154ZM225 264V263H224ZM232 264V263H231Z\"/></svg>", "mask_w": 264, "mask_h": 264}]
</instances>
